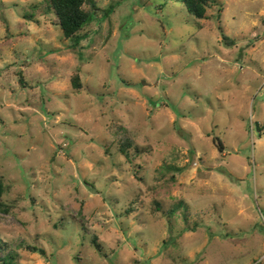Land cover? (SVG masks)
<instances>
[{
	"label": "rangeland",
	"instance_id": "rangeland-1",
	"mask_svg": "<svg viewBox=\"0 0 264 264\" xmlns=\"http://www.w3.org/2000/svg\"><path fill=\"white\" fill-rule=\"evenodd\" d=\"M95 2L72 48L48 0H0L4 254L264 264V0L202 19L181 0Z\"/></svg>",
	"mask_w": 264,
	"mask_h": 264
},
{
	"label": "trees",
	"instance_id": "trees-1",
	"mask_svg": "<svg viewBox=\"0 0 264 264\" xmlns=\"http://www.w3.org/2000/svg\"><path fill=\"white\" fill-rule=\"evenodd\" d=\"M185 5L187 11L196 17L197 19H202L205 17L207 9L216 3V0H181ZM49 8H51L55 15V24L59 26L64 38L69 40V45L72 48L79 47L81 39L86 37V34L81 33L83 28L88 25L96 15V12L100 10L97 6L95 0H48ZM220 11V10H219ZM222 37L226 40L222 32ZM21 81V80H20ZM71 85L74 88H80L81 82L79 80V75L74 73L71 75ZM130 146V141L123 139L119 150L127 158L129 156L128 148ZM218 148L221 150L222 145L218 143ZM135 151H139L135 147ZM4 183L0 176V214L7 213L8 207L2 200L4 193ZM93 243L96 242L93 240ZM35 249V248H33ZM0 264H12L11 254H4V248L0 245Z\"/></svg>",
	"mask_w": 264,
	"mask_h": 264
}]
</instances>
